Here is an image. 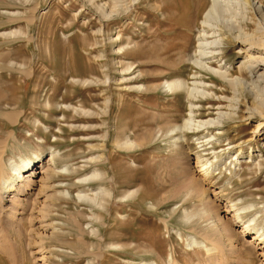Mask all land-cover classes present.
Listing matches in <instances>:
<instances>
[{"label":"rangeland","instance_id":"rangeland-1","mask_svg":"<svg viewBox=\"0 0 264 264\" xmlns=\"http://www.w3.org/2000/svg\"><path fill=\"white\" fill-rule=\"evenodd\" d=\"M238 1L244 19L260 6ZM201 2L193 16L191 0H0V187L23 157L33 160L42 151L45 162L44 172H38L41 161L34 173L24 172L31 182L19 193L1 189L0 264H264V247L240 232L226 202L233 196L240 206L250 205L241 210L243 219L254 218L264 230V169L258 170L264 133L253 132L256 118L242 117L253 85L264 82L263 70L242 78L214 73L248 57L235 45L228 50L225 38L233 34L226 28L216 38L223 58L200 54L210 0ZM231 13L222 8L211 24L223 27ZM255 18L254 27L263 30V20ZM186 19L192 22L184 29ZM236 78L247 89L242 95L228 84ZM177 79L185 90L169 88ZM218 96L230 118L213 109ZM75 108L95 118L62 122L60 109L68 117ZM210 115L223 121L211 128L212 149H201L196 137L209 132L193 135L191 120L183 138L179 126L186 118ZM12 131L16 141L7 140ZM176 136L182 144L174 143ZM50 144L59 149L55 166H67L54 177L46 173L54 165L46 162ZM197 154L212 169L207 179ZM195 179L204 202L186 193ZM200 210L207 211L204 218ZM211 221L230 233L205 239L200 231ZM190 236L219 245L217 256L211 260L187 243Z\"/></svg>","mask_w":264,"mask_h":264},{"label":"bare ground","instance_id":"bare-ground-1","mask_svg":"<svg viewBox=\"0 0 264 264\" xmlns=\"http://www.w3.org/2000/svg\"><path fill=\"white\" fill-rule=\"evenodd\" d=\"M191 1H192V5H193V7H191V8H193V16L194 15L196 16L198 14L197 13L198 10H200V8L203 6V3L204 2L202 3L201 2L202 0H196V1L191 0ZM193 1H194V3H193ZM257 1L260 3V6L257 5L254 8V12H250V17L248 19H244V15L245 14L243 15V14L237 13V11H236V5L241 4V2H239L238 0H210V3L208 4L209 6L206 9L203 10L204 15H203V19H202L201 23L203 24L202 26H205L206 25L209 29L208 30L207 29H204V30H207V31H204V33L202 34V38H200V42H199V46H198L201 49V50H199L200 51V54L203 53V55L205 56L204 58L205 59H209L211 61L212 60L213 61H215V60H218V61L221 60L223 58V54H222L223 51L220 48L219 43H222V42L221 41H218L216 38H217V36L222 37V35H223V29L226 28L229 31H231V33L233 34V38L232 39L231 38H228L227 36L225 38V39H227V44H228L227 47H228V50L230 48H234V45H235V46H237V50L236 51L239 53V56H241V57L242 56L243 57H248L247 58V61H245V62L244 61H241L240 64L236 68H227L226 66L228 64L227 63H223V66H221V67H223V68L226 67V68L225 69L221 68L223 70L219 69V70H216L214 72V73H217L219 75L220 79L221 78L222 79L223 78L225 79L227 76H231L235 72H238L240 78H242V77H246V75L248 73L257 72L258 70L261 69L263 71H261L259 75L262 76L261 78L264 81V74L262 75V73H264V29L262 30V27H261V29H259L260 26L258 27V29H257V27H254L255 19H256L255 17H257L258 19L260 18L264 22V9H263V7H264V0H257ZM244 3L250 4V1L249 0H244ZM204 6H205V4H204ZM222 8H225L226 10L232 12L231 15H229L230 16L229 17L230 20L229 19L227 20L229 23L228 24L223 23V25H222L223 27H217L218 24H215L214 23L215 27H217V28H215L214 25H212L213 23L211 24V21L210 20L211 19L214 20L216 18V14L217 13H219V15H220ZM189 12H191V10H189ZM236 15H239V16H236ZM236 17H239V18H236ZM191 20L192 19H186V22L183 24V25H185V28L184 29H187V28L191 27L190 26V21ZM175 24L177 25V23H175ZM258 24H261V23H258ZM261 26H263V28H264V25L261 24ZM203 28H205V27H203ZM234 28L236 29V31L235 32H232V30ZM240 29H243V31L240 32ZM244 29H246L247 31H245ZM251 29H252V31L248 32ZM184 33H186V32H184ZM206 48H207V51L204 50ZM211 79H213V78L211 77ZM175 81H177V82L175 84H173V86L170 85L169 88H172V89H176V88L181 89L182 88V90H185L186 84H185V82H184L183 79H177ZM241 81L242 80L237 79V78L235 80L234 79H229L228 80V84L231 86V88H235L236 86H238L237 87V90L239 91V94L242 95L246 88H245L244 84ZM262 83L263 84L261 85V87H257V88H255L257 86V84L256 85L255 84L253 85V87L255 88V90H253L254 88L252 87V93H253L252 101L248 105V109L245 112L246 114H243V115L241 114L242 117L245 116V119H247V120L248 119H252V118H256V123H255V127H254V130H253V132H256V136L259 135L260 133L261 134L264 133L262 131V130H264V93H261L262 91L264 92V82H262ZM193 87L196 90L197 85L195 84V85H193ZM186 92H188V90ZM190 94H191V92L189 93V95ZM209 95H211V94H209ZM214 95H215V93H213L212 96H214ZM220 95H222V98H226V95H224V93L221 92ZM218 97H217V99H215V100H217L214 103L215 108H213V107L212 108L219 110L216 113L218 114V117H220V116H223L225 114H223L221 112L222 100H221L220 97L219 98ZM189 98H190V103H193V105L196 104V101L197 100H195V97H192V96L190 97L189 96ZM232 100H234V98H232ZM210 101H213V100L212 99L211 100L209 99V101H206V102L208 103ZM235 104H236L235 102H231L230 103V106L231 107H234ZM207 105L212 106V104H207ZM107 106H109V105H107ZM210 106H208L207 108H209ZM212 108H209V109H212ZM194 110L195 109L192 106L191 109H190V112L192 113V111H194ZM60 111L63 113L62 122H66L68 119H70L71 122H74V121H79V120H83V119H86L87 121H89V120H93L95 118L94 115L85 114V113H87V111H85L84 113H82L80 111H77V109H76V110H74L75 112L73 111L70 114V116H68V117L65 116L66 110L60 109ZM232 114H233L232 112H229L227 115H225V117L226 118H230L232 116ZM194 117H196V116H194ZM197 117H198V115H197ZM12 118L13 117H10V121H14ZM203 118H204V116H203ZM190 120L193 121L192 122L193 128H196L193 131V135H195L197 133H200L201 131L203 132L204 130L206 131V133L209 132L208 134L204 135L203 137L202 136L201 137H196V139H198L197 143H199V146L202 147L201 149H206V148L209 149V147H210V149H212L213 146L212 145H209L211 143V141H212V139H210V136H213L212 133H210L212 131L211 128L212 127L217 128L221 123H223V121H220L219 119H216L212 115H210L206 119L197 120V121H194L193 119H190V116H189V118H186L185 121L183 122V124L181 126H179L181 133L183 132L182 130L184 128H186L188 125H191ZM10 121H9V123H10ZM58 128H59V126H58ZM57 131H59V130H57ZM60 131H61V129H60ZM14 134H15V132L12 131L10 133V135H9V138L7 140H10V139L11 140H15L17 137ZM182 136H183V138L186 137L187 136L186 132L185 133H182ZM44 137H45V135H44ZM204 137H205V140H203ZM179 138H180V136H176V139L174 140V143H180V144H182V139L180 140ZM7 140H5V141L7 142ZM185 140H186V138H185ZM202 141H204V142H202ZM6 142H4V144L2 146V147H4V149L6 147L5 146L6 145ZM44 143H47V141H44ZM13 144H15V142H13ZM41 152L42 151L36 152L35 153V159H33V160L29 156H25V157H23L20 160V162L14 163V165L10 166L11 175L9 176V181L7 183H5L6 186H4V187L2 186V188H4V189L7 188L8 191L9 190H16L19 193V191H21V190L24 189V185H25V187L29 186L31 180L29 178H26L25 179V177H27V176H29L31 174H29L27 176H24V174H25L24 172L29 171V170L32 171L34 168H36L34 166L39 161H41V165H40L41 170H39L38 172H44L45 171V169H43V167H44L43 165L45 164V162L42 161L43 160L42 158L40 159ZM58 152H59V149H55V147L53 148L51 144L49 145V157H48V159L46 161L47 162V165H52V164L55 163V159H56L57 155L59 154ZM196 162L199 164V172H201L200 175L204 179L209 178L211 176V174H212V169H210L209 168V165H207V160H203L200 157V155L197 154L196 155ZM261 168L264 169V166L263 167H260V164H259L258 170H260ZM66 169H67V166L66 165H62L60 167H56L55 164H54L53 167H49V169H48L49 171L46 170V173L48 172L47 173V174H49L48 177H54V175L56 173L63 172V170H66ZM32 172L34 173V171H32ZM23 179H25L24 180L25 181V184L18 185L17 184L18 181L19 180H23ZM259 180H260L259 177H257L253 182H259ZM199 182H200V180H198V179L197 180L196 179L195 180H190L188 182L185 190H186V193L190 192V194H192V195H190V197L193 196L194 198H198V201H201L203 199V198H200V192H201V190L195 188V184L198 185ZM2 188L0 187V199L2 197V192H3V191H1ZM204 193H206V192L204 191ZM231 198L230 197H227V199H226L227 206H228L229 210L232 212V218H233V220L235 222H240V226H241L240 232H243L245 234L247 233V234L253 235L254 241H257V244H259L258 247L259 248L260 247L263 248L264 247V230L262 229L263 227L262 226H258L257 224H255V222L252 223L251 221L254 218L243 219L244 216H243L241 210H243L245 207L250 206V205L240 206L239 204H241V203H238L235 200H233L234 198L233 199H231ZM92 200H95V197H92ZM202 202H204V201L202 200ZM199 215H200V217L204 218L207 215V211L206 210H200ZM47 225H49L50 227L53 226V225L51 226V224H49V223ZM202 230L200 232H202L204 234V236H203V234H200V235H202L205 239H207L208 237L209 238L210 237H213V238L214 237L222 238L225 234L230 233V232H228V230H229L228 228L221 227L219 229L218 226H215V224H214L213 221L209 222L208 225L206 227H204ZM195 231L199 232V230H195ZM189 242L193 243L196 247H199V248L203 249L205 251V254L206 255H210V259L211 260H213L214 257L217 256V253L220 251V249H218V246L219 245L218 246H215V245L208 246V245H206V242H202V241H199L198 242L192 236L187 237V243H189ZM140 263L141 264H158L155 261L147 262L146 260H143Z\"/></svg>","mask_w":264,"mask_h":264}]
</instances>
